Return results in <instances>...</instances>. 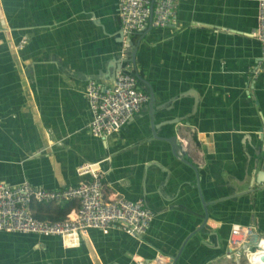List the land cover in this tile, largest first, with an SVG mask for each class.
Listing matches in <instances>:
<instances>
[{"label": "crops", "instance_id": "1", "mask_svg": "<svg viewBox=\"0 0 264 264\" xmlns=\"http://www.w3.org/2000/svg\"><path fill=\"white\" fill-rule=\"evenodd\" d=\"M176 3L175 24L148 20L126 35L117 0H0V181L58 190L80 181L79 165L99 163L106 197L141 199L155 213L140 239L114 226L72 248L0 232V264H149L158 254L172 264H231L233 227L264 238L257 0ZM120 70L138 73L148 102L118 133L95 138L85 87H110ZM182 127L202 167L178 138ZM174 136L190 163L174 156ZM62 204L31 210L48 220Z\"/></svg>", "mask_w": 264, "mask_h": 264}, {"label": "built area", "instance_id": "2", "mask_svg": "<svg viewBox=\"0 0 264 264\" xmlns=\"http://www.w3.org/2000/svg\"><path fill=\"white\" fill-rule=\"evenodd\" d=\"M152 7V11H151ZM117 18L126 35L143 30L152 14L153 27L166 28L177 22L176 0H118ZM261 46L258 70L264 76V0H257V28L254 34ZM91 114L90 133L106 139L118 133L148 102V96L138 85L132 73H118L110 87L102 88L95 82L85 87ZM178 138L185 140L197 167L204 159L191 138V130L182 127ZM264 150V143H263ZM80 181L74 186L58 190L37 188L28 182L9 186L0 181V232L57 237L65 248L76 247L81 237L91 230L107 234L114 226L130 237L140 239L150 228L155 213L141 199L131 201L117 194L105 196L104 172L99 163H83L76 169ZM34 203H66L72 205L64 219L48 221L38 219L31 210ZM256 234L250 227L231 229L224 257L231 264H264V238L256 244L250 242ZM170 258L156 255L149 264H170Z\"/></svg>", "mask_w": 264, "mask_h": 264}, {"label": "water", "instance_id": "3", "mask_svg": "<svg viewBox=\"0 0 264 264\" xmlns=\"http://www.w3.org/2000/svg\"><path fill=\"white\" fill-rule=\"evenodd\" d=\"M117 2H118V0H117ZM151 11H152V7H151ZM151 21H152V14L150 15V17H149V23H151ZM121 27V26H120ZM122 29V28H121ZM131 62L132 63H135V50L133 49V52H132V56H131ZM131 73V72H129V71H119L118 73ZM132 74H134V76L137 78V80L138 81H141V78H140V76L138 75V73H132ZM115 78V77H114ZM151 102H153V97H152V95H150V99H149V105H150V103ZM150 107V106H149ZM168 141H169V143H170V145H171V149H172V151H173V153H174V156L178 159V160H180V161H183V162H185V163H190V162H188V161H186V152L183 150V147H182V145H180L179 143H178V141H177V138L174 136V137H171L170 139H167ZM191 166L192 167H195L193 164H191ZM257 182H264V174H260L259 175V177L257 178ZM260 238H262V237H260L258 234H255L252 238H251V240H250V242L252 243V244H256V242L260 239ZM259 260H261L262 262H264V255H261V256H259ZM173 263V260H171V262H170V264H172Z\"/></svg>", "mask_w": 264, "mask_h": 264}, {"label": "trees", "instance_id": "4", "mask_svg": "<svg viewBox=\"0 0 264 264\" xmlns=\"http://www.w3.org/2000/svg\"><path fill=\"white\" fill-rule=\"evenodd\" d=\"M139 83V81H138ZM72 205L70 204H62L61 206L58 207V210H57V214L53 217H50L48 218V220H51V221H59V220H62L64 219L65 215L67 214V212L71 209ZM37 218L39 219H46V218H43V217H40L38 215H36Z\"/></svg>", "mask_w": 264, "mask_h": 264}, {"label": "bare ground", "instance_id": "5", "mask_svg": "<svg viewBox=\"0 0 264 264\" xmlns=\"http://www.w3.org/2000/svg\"><path fill=\"white\" fill-rule=\"evenodd\" d=\"M262 246H264V242H262Z\"/></svg>", "mask_w": 264, "mask_h": 264}]
</instances>
